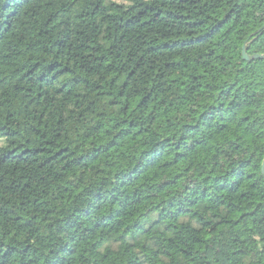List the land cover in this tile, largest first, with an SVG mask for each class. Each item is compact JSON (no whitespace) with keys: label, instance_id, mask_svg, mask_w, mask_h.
<instances>
[{"label":"trees","instance_id":"trees-1","mask_svg":"<svg viewBox=\"0 0 264 264\" xmlns=\"http://www.w3.org/2000/svg\"><path fill=\"white\" fill-rule=\"evenodd\" d=\"M264 0H0V264H264Z\"/></svg>","mask_w":264,"mask_h":264},{"label":"water","instance_id":"water-1","mask_svg":"<svg viewBox=\"0 0 264 264\" xmlns=\"http://www.w3.org/2000/svg\"><path fill=\"white\" fill-rule=\"evenodd\" d=\"M243 56L244 59L251 61L253 59H264V55H255V56H250L247 54L246 49L243 50ZM263 174H264V162H263V168H262Z\"/></svg>","mask_w":264,"mask_h":264}]
</instances>
